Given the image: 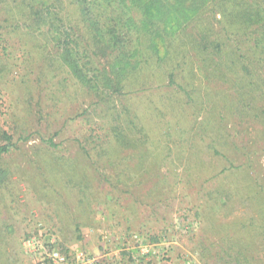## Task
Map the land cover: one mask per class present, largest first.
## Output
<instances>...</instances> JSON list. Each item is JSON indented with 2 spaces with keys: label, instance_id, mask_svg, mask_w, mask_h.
<instances>
[{
  "label": "rangeland",
  "instance_id": "obj_1",
  "mask_svg": "<svg viewBox=\"0 0 264 264\" xmlns=\"http://www.w3.org/2000/svg\"><path fill=\"white\" fill-rule=\"evenodd\" d=\"M63 7L78 17L74 0ZM0 37V145L3 131L17 143L1 162L0 264H49L41 245L51 236L69 264H214L226 237L262 257L264 239L252 232L264 205L234 198L214 209L209 197L243 189L248 164L264 175V127L234 110L233 90L208 82L194 58L193 73L176 71L184 91L170 85V68L152 63L115 95L144 127L145 145L101 146L85 114L96 99L54 46L24 31ZM192 48L182 50L195 56ZM35 233L31 254L24 243Z\"/></svg>",
  "mask_w": 264,
  "mask_h": 264
},
{
  "label": "trees",
  "instance_id": "obj_2",
  "mask_svg": "<svg viewBox=\"0 0 264 264\" xmlns=\"http://www.w3.org/2000/svg\"><path fill=\"white\" fill-rule=\"evenodd\" d=\"M74 3L79 11L77 18L65 13L63 0H0V35L24 31L44 36L54 46L71 76L96 99L85 112L93 116L87 120L96 125L95 131H100L96 143L133 149L145 145L144 127L136 124L132 109H124L115 95L152 63L170 68V85L184 91L182 84L176 82V71L186 65L193 73V58L200 63L208 82L222 85L223 93L233 90V107L238 114L264 127V0H74ZM213 22L218 23L216 28H212ZM197 26L203 30H195ZM189 46L195 56L189 57L182 50ZM185 58L190 62L182 64ZM114 88L117 90L113 91ZM222 139L227 143L230 138L223 133ZM1 140L0 183H3L8 173L1 162L17 143L8 131L2 132ZM45 143L57 147L52 139ZM210 148L220 153L216 145ZM245 168L241 170L245 175L243 189L210 191V200L218 201L214 209H219L223 201L222 207L227 209L234 198L243 202L252 199L264 205V175L250 164ZM260 216L263 221L253 224L255 239H264V208ZM40 226L44 228L43 224ZM221 243L220 251L211 257L214 264L264 262V253L261 258L253 254L258 246H242L229 237ZM213 248L214 245L208 249V254H213ZM205 264L211 263L206 260Z\"/></svg>",
  "mask_w": 264,
  "mask_h": 264
},
{
  "label": "built area",
  "instance_id": "obj_3",
  "mask_svg": "<svg viewBox=\"0 0 264 264\" xmlns=\"http://www.w3.org/2000/svg\"><path fill=\"white\" fill-rule=\"evenodd\" d=\"M56 239L54 236L48 237V246L41 248L45 250V256L49 264H69V256L63 254L60 249L55 246ZM40 247V242L36 238L30 237L24 243V248L28 253H34ZM83 254L78 255L77 260L81 259Z\"/></svg>",
  "mask_w": 264,
  "mask_h": 264
}]
</instances>
